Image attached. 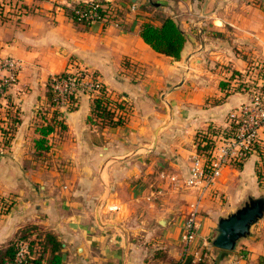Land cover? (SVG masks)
I'll return each instance as SVG.
<instances>
[{"label":"crops","instance_id":"crops-1","mask_svg":"<svg viewBox=\"0 0 264 264\" xmlns=\"http://www.w3.org/2000/svg\"><path fill=\"white\" fill-rule=\"evenodd\" d=\"M90 1L97 0H20L19 10L0 15V61L21 63L8 90L21 120L10 145L0 146V197L11 202L0 214V256L23 227L35 225L60 242L61 264H264V216L239 245L244 259L209 245L221 216L264 194V157L251 154L222 169L189 243L183 224L197 192L168 178L181 183L197 133L224 127L247 100L248 90L226 95L219 83L249 64L264 68V0H107L120 24L85 28L67 10ZM166 17L186 37L177 60L140 36L143 21L159 25ZM71 62L93 70L128 119L90 123L92 97L77 93L73 110L59 107L67 129L48 135L49 150L37 155L48 79Z\"/></svg>","mask_w":264,"mask_h":264},{"label":"built area","instance_id":"built-area-1","mask_svg":"<svg viewBox=\"0 0 264 264\" xmlns=\"http://www.w3.org/2000/svg\"><path fill=\"white\" fill-rule=\"evenodd\" d=\"M19 1L0 0V15L7 9L9 10L11 6L19 10ZM95 6L86 11L76 10L75 14L78 20L90 23L100 21L98 18L101 17L94 11ZM130 8L135 9L134 4ZM104 19L105 17L101 18V21ZM20 69L21 63L18 60L7 57L0 61V116L3 109L7 107V90H3L2 86L5 84H8V88L13 86L17 81ZM64 71V75H53L51 83L60 102H67L70 95L75 96L77 93L94 97L98 91L103 90L109 95L100 77L93 70L71 62ZM256 86H250L247 100L227 114L224 127L216 128L214 132H206L204 140L198 139L202 146H208V148L206 151L198 153L196 144L195 153L190 157L188 174L183 181L179 183V179L175 176L168 177L176 187L183 186L197 192L189 203L185 215L182 236L185 243L195 239L201 200L210 191L222 169L225 166L241 165L251 154L264 157V92L257 91ZM8 203L7 199L0 197V214L6 211ZM32 257L33 254L30 253L27 243H22L13 257L1 264H23Z\"/></svg>","mask_w":264,"mask_h":264},{"label":"trees","instance_id":"trees-1","mask_svg":"<svg viewBox=\"0 0 264 264\" xmlns=\"http://www.w3.org/2000/svg\"><path fill=\"white\" fill-rule=\"evenodd\" d=\"M101 18L105 17L102 22L120 24L118 12L116 7L107 0H97L90 2H79L67 10V15L77 24L83 25L87 28L91 23L83 20H78L75 12L76 10L86 11L92 8ZM101 18H98V20ZM140 36L145 43H147L154 51L170 56L174 59H179L186 37L182 30L177 25L176 21L170 17H166L159 25H155L150 21H143L140 26ZM65 71L54 74L64 75ZM51 75L47 83V109L43 112H38L41 118L35 128L38 133V138L34 140L35 154L43 155L49 150L48 135L52 132L59 134L63 133L67 126L65 124L63 114L59 109L60 102L57 98L56 92L53 89ZM248 76V77H247ZM248 78V79H247ZM229 81H220L219 86L221 90L228 93L249 90L250 86H256L255 82L260 80V84L256 86L257 91L264 92V68L258 64H249L245 73L238 70H232ZM3 90H7L6 101L7 107L3 109L0 116V146L6 148L10 145L14 138L17 127L20 123V116L16 104L11 100L8 93V84L2 86ZM77 99L74 95L68 97L67 108L73 110L76 107ZM220 102V100H217ZM127 109L122 102H115L103 90L98 91L92 97V104L88 121L92 124H98L101 127L105 126H121L127 121ZM214 126H208L204 132H198L197 138L204 140L206 132H214ZM200 140H197V151L201 153L206 151L208 146H202ZM259 182H264V176L259 172ZM11 202L8 203L7 209ZM6 209V211H7ZM27 243L29 251L33 254L31 259H27L23 264H61V244L56 237L50 232H41L35 225H28L20 230L19 236L14 240L0 256V264L5 260H10L20 244ZM49 247L48 256H45L47 246ZM261 260L257 264H261Z\"/></svg>","mask_w":264,"mask_h":264},{"label":"water","instance_id":"water-1","mask_svg":"<svg viewBox=\"0 0 264 264\" xmlns=\"http://www.w3.org/2000/svg\"><path fill=\"white\" fill-rule=\"evenodd\" d=\"M264 216V194L248 195L242 204L225 216H221L215 227V235L209 245L225 251H236L238 242L250 235L251 227ZM66 254H62L64 260Z\"/></svg>","mask_w":264,"mask_h":264},{"label":"rangeland","instance_id":"rangeland-1","mask_svg":"<svg viewBox=\"0 0 264 264\" xmlns=\"http://www.w3.org/2000/svg\"><path fill=\"white\" fill-rule=\"evenodd\" d=\"M217 64H218V65H215V68H216V69L218 68L220 71H225V70H226V69H223V67H224V66H223V63L218 62ZM219 66H220V67H219ZM203 197H204V196H203ZM202 199H203V198H202ZM201 203H202V200H201ZM243 240H244V239L239 240L238 245H237L238 248H237L236 251L232 252V251H225V250H224V252H226V254H235V255H237V253H238V254H242L241 257L244 259V258L246 257V254L243 253V249H240V248H239V245L242 244V241H243ZM237 256H238V255H237ZM237 258H239V257H237Z\"/></svg>","mask_w":264,"mask_h":264}]
</instances>
